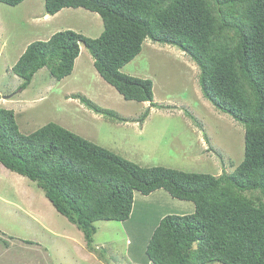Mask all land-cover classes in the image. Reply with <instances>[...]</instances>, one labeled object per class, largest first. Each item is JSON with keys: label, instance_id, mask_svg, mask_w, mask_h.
Segmentation results:
<instances>
[{"label": "trees", "instance_id": "obj_1", "mask_svg": "<svg viewBox=\"0 0 264 264\" xmlns=\"http://www.w3.org/2000/svg\"><path fill=\"white\" fill-rule=\"evenodd\" d=\"M25 1L0 3L16 7ZM80 8L100 15V37L66 30L30 44L12 68L23 80L20 90L45 68L57 81L71 76L84 45L97 72L125 100L164 109L154 103L152 79L121 70L147 40L176 47L199 68L203 97L244 127V159L219 177L141 167L55 123L24 134L15 112L0 107V163L35 182L100 255L106 250L95 246V223L126 222L136 192L164 190L194 203L195 211L160 221L146 249L151 264H264V0H45L51 16Z\"/></svg>", "mask_w": 264, "mask_h": 264}, {"label": "rangeland", "instance_id": "obj_2", "mask_svg": "<svg viewBox=\"0 0 264 264\" xmlns=\"http://www.w3.org/2000/svg\"><path fill=\"white\" fill-rule=\"evenodd\" d=\"M104 29L100 15L82 8L51 16L45 0L16 7L0 3V107L15 112L21 132L55 123L141 167L216 177L233 172L245 157L244 127L203 97L199 68L176 47L147 40L141 54L121 70L152 79L154 103L164 109L125 100L97 72L84 45L71 76L57 81L45 68L26 90L19 89L23 80L12 68L30 44L66 30L97 39ZM76 95L126 121L96 113ZM194 211V203L164 190L149 196L136 192L128 221L95 223V246L106 250L100 255L35 182L0 163V264H151L146 249L160 221Z\"/></svg>", "mask_w": 264, "mask_h": 264}, {"label": "crops", "instance_id": "obj_3", "mask_svg": "<svg viewBox=\"0 0 264 264\" xmlns=\"http://www.w3.org/2000/svg\"><path fill=\"white\" fill-rule=\"evenodd\" d=\"M153 194H155V192H154ZM146 202H147V201H146Z\"/></svg>", "mask_w": 264, "mask_h": 264}]
</instances>
